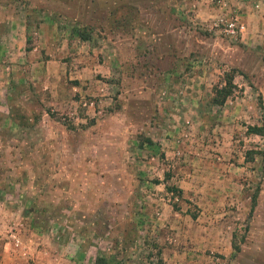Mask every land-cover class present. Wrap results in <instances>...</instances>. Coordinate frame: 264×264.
I'll return each mask as SVG.
<instances>
[{"label":"rangeland","instance_id":"rangeland-1","mask_svg":"<svg viewBox=\"0 0 264 264\" xmlns=\"http://www.w3.org/2000/svg\"><path fill=\"white\" fill-rule=\"evenodd\" d=\"M261 104L264 0H0V264H264Z\"/></svg>","mask_w":264,"mask_h":264},{"label":"trees","instance_id":"trees-1","mask_svg":"<svg viewBox=\"0 0 264 264\" xmlns=\"http://www.w3.org/2000/svg\"><path fill=\"white\" fill-rule=\"evenodd\" d=\"M233 71L230 72H226L224 74V78H223V84L220 86H215L213 88V96H212V101L215 104H222L225 100V98L231 94L234 85L232 83V79H233ZM261 110L264 111V106L261 104L260 105ZM246 131L249 134H253V135H258L260 137H264V113L262 115V119H261V123L260 125H248L246 127ZM165 189L167 191L170 192H174L176 193L178 196L181 195V190L178 189L175 186H165ZM255 204V198L253 197L251 199V208L254 206ZM175 206V205H173ZM193 217V215H191ZM233 249H237V245L233 243ZM92 264H115L111 261H109L107 259V257H105L104 255H96L93 259V263ZM155 264H161V260L158 259L157 263Z\"/></svg>","mask_w":264,"mask_h":264},{"label":"built area","instance_id":"built-area-1","mask_svg":"<svg viewBox=\"0 0 264 264\" xmlns=\"http://www.w3.org/2000/svg\"><path fill=\"white\" fill-rule=\"evenodd\" d=\"M220 22H222V19H220ZM222 24L224 26V30L231 35L239 33L242 28V25L236 21V17H232L229 20H224Z\"/></svg>","mask_w":264,"mask_h":264}]
</instances>
